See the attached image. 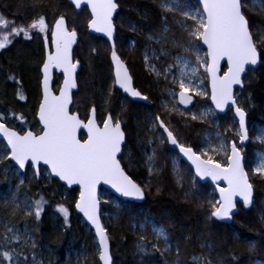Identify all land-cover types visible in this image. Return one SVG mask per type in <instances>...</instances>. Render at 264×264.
Here are the masks:
<instances>
[{"label":"snow or ice","instance_id":"snow-or-ice-1","mask_svg":"<svg viewBox=\"0 0 264 264\" xmlns=\"http://www.w3.org/2000/svg\"><path fill=\"white\" fill-rule=\"evenodd\" d=\"M69 2L75 10H82V6H85L90 13L87 29L102 34L110 43L114 79L108 92L109 99L112 91L119 89L134 101L150 104L149 96L134 86L129 69L118 54L115 17L121 6L120 0ZM197 5L190 7L184 0H159L160 25L155 30H148L146 40L149 45L143 58L146 69L156 80L165 81L164 93L168 99L162 102L164 112L169 116L178 113L185 122L190 119L213 123L216 132L206 134L205 143L197 148L177 135L170 120L166 121L160 113H150L146 143L152 146V152L151 155L145 154V163L150 176L158 175L160 168L155 163L156 149L170 145L173 150H178L179 155L173 158L177 183L181 184L184 180L179 169V160L184 158L194 169L191 186L196 187L197 178L210 180L218 193V198L212 196L206 201L209 208L207 219L230 221L238 205L249 209L255 203V185L250 173L264 179V149L256 153V160L250 162L252 167L246 166L244 155L249 141L264 146V126L257 129L255 137L250 136L248 109L240 106L235 90L237 86L243 90L246 80L251 84L247 74L254 73L257 66H264V0H197ZM44 6L43 0H31L21 5L25 10L42 9ZM168 14L172 16L175 29L169 23ZM136 15L147 18L148 14L137 11ZM125 22L132 32L143 27L132 19ZM176 31L179 35H176ZM33 33L43 36L44 47L40 68L42 98L36 113L39 131L22 127L25 124L22 113L0 112V164L6 168L11 166L18 176H26L31 169L32 178L39 180L43 170L48 179L58 178L68 188L78 186L75 210L83 214L95 231L101 264H113L109 230L101 221L98 188L107 185L119 196L136 200H143L145 195L141 185L122 166V146L125 145L123 121L109 113L98 122L95 105L89 108L84 118L72 109L73 89L78 87L77 69L80 64L73 55L78 32L75 27L69 26L64 13H53L49 23L45 12L35 11L27 24H16L15 20L0 15V50L8 48L20 36L31 40ZM130 43L135 45V41ZM152 44L158 45L159 51L151 48ZM201 46H205L206 50L202 51ZM169 47L181 49L182 54L172 57L173 63L161 64L158 68L153 61L170 56ZM92 52L95 53L96 49H92ZM54 70L62 75V82L55 91ZM7 78L20 84L15 75ZM205 80L208 81L207 86H204ZM195 97L210 99L214 107L192 111L189 106L193 105ZM15 98L26 100L19 87ZM121 111L126 109L122 108ZM228 112L233 113L231 122L227 127H221L214 118L218 113L227 115ZM13 121H19V130L12 124ZM82 130L86 132L84 139L78 135ZM5 162H11V165ZM24 185L25 179H19L17 191ZM103 202L119 206L116 199ZM47 203L43 196L39 199L27 197L22 204L13 198L6 201L4 207L12 218L22 213L23 217L38 223ZM204 203L201 202L200 206L204 207ZM56 211L63 217V225L70 227L69 207L57 204ZM0 227L3 229L0 231V264H41L34 252L37 244L30 235L35 228L30 229L25 223L21 231L10 222ZM134 227L139 233L135 247L140 255L152 252L159 253L161 257H170L165 264H214V261L215 264H231L207 240L201 241L200 253H193L186 259L180 242H175L173 246L170 233L163 226L141 223ZM149 234L152 239H149ZM186 240H191V237ZM29 249L32 250L31 254ZM254 250L255 245L251 244L249 251ZM235 259L233 255L232 260Z\"/></svg>","mask_w":264,"mask_h":264},{"label":"trees","instance_id":"trees-1","mask_svg":"<svg viewBox=\"0 0 264 264\" xmlns=\"http://www.w3.org/2000/svg\"><path fill=\"white\" fill-rule=\"evenodd\" d=\"M31 0H0V15L9 20L21 24L29 22L35 11H43L47 14V19H53V13L62 12L66 15L70 27H75L78 32L79 48L76 55L82 60L84 72L81 76V89L74 95L72 109L78 111L81 118L85 117L88 109L95 105L98 112L106 109L114 116H119L123 121L126 142L123 146L122 166L125 171L144 189L145 199L142 203L126 202L122 208H117V217L108 225L110 234V251L113 264H150L156 261L165 264L166 259L170 257H161L159 253L149 252L148 255H140L135 247L138 232L133 231L131 227V216L143 217V212L151 214L156 223L163 226L170 233L173 246L179 241L182 253L185 258H189L193 253L202 251L200 243L207 240L216 246L226 261L231 264H251L256 257L264 260V218L263 213L264 200V179L259 176H253L250 173V179L255 185V203L249 209L238 205L236 213L230 221L208 220L206 213L209 211L207 199L216 196L213 185L207 182L197 180L196 187L191 186L192 172L186 164L179 160L180 174L184 180L181 184L177 183V175L173 171V158L177 156L168 145L158 147L156 165L160 168L159 174L149 175L143 151L149 152L152 146L146 143L148 139L147 127L149 114L160 113L165 119L170 120L171 126L176 130L177 135L185 142L199 147L204 133L216 131V125L210 122L200 123L190 119L185 122L178 113L169 116L160 108L161 98L164 93L159 89V85L153 83L152 77L147 75L141 65V47L146 44L142 35L129 30L127 19L134 20L142 25V29L149 28L155 30L160 25V10L157 7L158 0H120L118 15L124 19L118 20L115 17V23L118 29L117 39L121 45L127 46L128 40L135 41L132 50L129 48L124 51V57L129 58L133 64L136 81L142 88V92L147 94L151 103H131L129 109L120 104L116 91H112L109 99L107 55L108 46L105 42L87 32V21L89 13L83 8L79 13L74 12L72 6L67 0H43L45 5L42 9H28L21 7L22 4H28ZM49 5H55L49 7ZM146 12L147 18L137 16L136 12ZM169 16V23L172 25V16ZM175 29L176 26L172 25ZM176 35L179 32L176 31ZM149 43V42H148ZM151 46H155L152 44ZM125 48V47H124ZM92 49H96L93 53ZM170 56L161 58L166 63H171V57L182 54L179 48L169 47ZM44 56L43 41L37 33H33L31 40H25L23 36L14 39L13 43L6 49L0 50V107L8 112L22 113L25 117V129L31 127L34 131H39L38 123L35 120V111L39 99V67ZM9 75H15L20 81L17 85L9 80ZM251 84L246 80L243 90L238 89L240 106L248 109V125L254 121L260 120L259 115L264 111V66H258L254 73H248ZM207 86V81H205ZM21 88L26 100L20 101L15 98L17 88ZM106 99L108 100L105 103ZM196 99V98H195ZM209 101L208 98L204 99ZM110 102V103H109ZM199 103L195 100V104ZM124 108L126 111L122 112ZM232 112L227 115H217L214 119L219 121L221 127H227L231 122ZM18 130L21 127L19 121H13ZM256 128L251 126L250 136H254ZM229 139L231 136L229 135ZM260 148V144L249 141L244 151L246 166L251 167L255 156V150ZM221 159V157H217ZM11 165V162H5ZM16 178L12 167H5L0 164V197L7 193L10 186L14 185ZM64 188L56 179H46L40 177L39 180L30 181L27 188L29 197L39 199L43 196L47 200L44 211L41 214V220L37 223L31 218H25L22 213L12 218L6 211L0 214L1 224L14 223L16 226L24 222L31 223V232L37 247L38 258L41 264H60L64 259L66 246L79 247V243L84 244L88 251L84 262L78 264H99L97 255V244L92 242L94 238L91 230L89 232L78 231L72 225L71 215L79 218L74 211V201L77 198V189L67 190L65 196L61 194ZM186 193L188 194L186 196ZM121 203L124 202L118 199ZM201 202L204 207H201ZM63 204L69 207L70 227L63 229L52 224L46 215L57 214L56 220L63 221V217L56 211V205ZM102 205V203H101ZM110 206V205H109ZM112 207V206H110ZM81 229V228H80ZM0 231H3L0 227ZM191 240H186L187 237ZM150 237V234H149ZM251 244L255 245L254 251H249ZM52 249L56 254L54 261L47 256L44 246ZM71 245V246H70ZM31 250V249H29ZM91 251V252H90ZM203 251H206L204 249ZM236 259L233 261L232 256ZM215 264V261H214Z\"/></svg>","mask_w":264,"mask_h":264},{"label":"rangeland","instance_id":"rangeland-1","mask_svg":"<svg viewBox=\"0 0 264 264\" xmlns=\"http://www.w3.org/2000/svg\"><path fill=\"white\" fill-rule=\"evenodd\" d=\"M184 2L186 4H188V6H190V7H196V6H198L196 0H184ZM158 3H159V0H158ZM15 23L16 24H19L17 22H15ZM27 23L28 22L21 23V24H27ZM148 30H149V28H145V29H142L141 28L136 33H138L139 35H142L143 38L146 40V35L148 33ZM131 41H133V40H128L127 41V47L128 48H131L132 47V45L130 43ZM148 45H149V43L147 41L146 44H144L141 47V53H140L141 54V63L143 64L144 71L147 73V75H149V76L152 77L153 83H155L156 85H159V89L162 90L163 93H164L165 81L163 79L157 81L156 78L145 67V63H144V58L143 57H144L145 48ZM156 46H158V45H156ZM151 48H155V46H151ZM201 48H202V51L205 50L203 46H201ZM155 49H157V51H159V46L157 48H155ZM149 55H151V52H149ZM177 55H181V54H177ZM177 55H175V56H177ZM175 56H173V57H175ZM169 59H170L171 63L174 62L172 60V57L169 58ZM153 63H155L158 68L161 67V64H168V63H166L162 59L160 61H153ZM173 71L175 72L176 69H174ZM201 73H202V70H201ZM249 73H253V72H249ZM171 78L172 77L169 76V80H171ZM205 81H207V80H205ZM204 86H206V83L205 82H204ZM164 95H165L164 98H161V101L159 103L161 109H163L162 108V102H165L168 99L166 93H164ZM195 98H196V100L199 101V103L194 104L191 107L192 111H198V110H203L204 108H207V107H212L209 101L207 102V101L204 100L206 98H201V97H195ZM239 101H240V98H239V95H238V102ZM0 112H8V111H6L5 108L0 107ZM259 118H260V120H264V111H263V114L259 115ZM251 124L252 125H250L249 128H251V126H254L256 128V131L254 133V136H252V137H255L256 132H257V129L260 128V127H262V126H264V121H262V122H260V121H254ZM215 132L216 131H214V132L208 131V132L204 133L203 139H202L200 145H202L203 143H205V135L206 134L213 135ZM256 143H258V142H256ZM258 144H260V143H258ZM262 149H264V146H262L260 144V148L256 149L255 152H254L255 153V156L253 158V161H255L256 158H257L256 157V153L258 151L262 150ZM145 154L151 155V151L146 152ZM144 157H145V161H146V155ZM221 159H222V157H221ZM251 167H252V165H251ZM41 177L46 178V173H44L43 170H42ZM15 178H16V180L14 182V185L13 186H10L8 188V190H7V193L4 194V195H2L0 197V214H2V215L6 212L5 207H4V204H5L6 201H10L13 198H16L17 201L22 204L23 200L25 198L29 197L27 188L29 187L30 181L33 180V178H32V170L29 169L27 171V175L26 176H18V174L15 173ZM21 178L25 179V185L22 186L19 191H17V186L19 184V179H21ZM46 179H48V178H46ZM66 193H67V189L64 187L61 190V194L63 196H65ZM99 196H100V200H101V203H102V205H101V213H102V215H101V221L105 225V227H108V225H110L112 223V221L117 217V208H122V207H124L127 204H126V202H122L121 203L116 197H114L109 191H107L105 189H100L99 190ZM111 199H116L118 201V203H119V206L117 207V206L113 205L112 203H104L103 202L105 200H111ZM109 205L112 206V207H110ZM263 207H264V200H263ZM140 211L143 213V217H137L135 215H132L131 218H130L131 219V227H132L133 231L138 232V229L135 228L134 225H139L141 223L158 225L156 223L154 217L151 214H149L146 211L143 212L142 209H140ZM71 216H72L71 217V220H72L71 222H72L73 227H75V229H78V231H80V230L81 231H84L85 233L86 232H89V230H90L89 227L84 223L83 219L80 216H79V218H77V217H75L73 215H71ZM260 216L262 218H264V210H263V213ZM46 217L48 218L49 221H52L53 222L52 224L57 225L61 229H63V227H62L63 221L56 220L57 217H58L57 214L50 213V214L46 215ZM21 221H22V224L20 226H16L17 228H19L21 231H23L24 228H25V223H27L28 227L31 229V223L30 222H24V218H21ZM0 224H1V220H0ZM158 226H160V225H158ZM30 235H31V232H30ZM149 239H152L151 235H150ZM92 242L96 244L95 238L92 239ZM44 250H45V253L47 254V256H49L52 259V261H54L53 260L54 259L53 257L56 258V254H54L52 252V249H50L49 247H47L45 245L44 246ZM88 251L89 250L82 243L81 244L79 243V247H74V246L69 247V246H66L65 252H64V259L62 260L63 262L60 263V264H78L80 262L82 263V262H84L86 256H88ZM29 252L31 254L32 250H29ZM34 252H35V255H36L37 260L40 261V259L38 258L37 251L34 250ZM150 264H160V263H158L156 261H151ZM251 264H264V260L262 258L256 257L254 260H252V263Z\"/></svg>","mask_w":264,"mask_h":264},{"label":"flooded vegetation","instance_id":"flooded-vegetation-1","mask_svg":"<svg viewBox=\"0 0 264 264\" xmlns=\"http://www.w3.org/2000/svg\"><path fill=\"white\" fill-rule=\"evenodd\" d=\"M68 2V1H67ZM73 8V7H72ZM83 8H85V7H83ZM82 8V9H83ZM73 10H74V8H73ZM119 10V9H118ZM81 11V10H80ZM79 11V12H80ZM74 12H75V10H74ZM78 12V13H79ZM77 13V12H76ZM117 19L118 20H122L121 19V16L119 15V16H117ZM49 21V20H48ZM52 21V20H51ZM51 21H49V23H51ZM94 36V35H93ZM117 36H118V32L116 33V41H117V50H118V54L121 56V58H122V60L125 62V64H126V67L129 69V73H130V75L132 76V78H133V83H134V86L136 87V88H138L139 90H141L142 91V88H141V86L138 84V82L136 81V78H137V75H136V73H134V69H133V64L131 63V61H129V58H127V57H124V51L126 50V48L128 49V47L127 46H124V45H121L120 44V41H118V39H117ZM38 37L39 38H41V41H43V36L42 35H40V34H38ZM95 37H97V36H95ZM99 38H101V37H99ZM104 42H105V44L108 46V48L110 49V47H109V44L107 43V41H105V39H103V38H101ZM135 46V45H134ZM134 46H132L131 48H129V50H132L133 49V47ZM125 47V48H124ZM79 48V42L77 43V44H75V47H74V50H73V55H74V58L75 59H78L79 61H80V64H79V69H78V72H77V83H78V90H77V92L76 93H78V91H79V89H81V82H80V80H81V76H82V74H83V72H84V68H83V65H82V60L80 59V57L78 56V55H76V50ZM109 49H108V55H107V59H106V61H107V71H108V75H109V78H108V85H109V87H111V84H112V80L114 79V72H113V67H112V65L110 64L111 63V60H110V51H109ZM43 58H44V56H43ZM43 58H42V60H43ZM141 65H143L142 63H141ZM41 66H42V61H41V64H40V67H39V91H40V79H41V71H40V68H41ZM53 76H54V81H53V89H54V91L56 90V89H58V87H59V84H60V81H61V75L59 74V72H56V71H54L53 72ZM114 91H116V96L119 98V101H120V104H123V105H125L126 106V109L128 108L129 109V107H130V104L131 103H143V104H146L147 102H144V101H134L132 98H130V97H128L126 94H123L122 93V91L121 90H119V89H115ZM40 93V92H39ZM76 93H74L73 94V98H74V95L76 94ZM40 97H41V95L39 94V99H38V104H39V101H40ZM196 100V99H195ZM110 103V102H109ZM38 104H37V106H38ZM194 104H195V102H194ZM193 104V105H194ZM72 107V106H71ZM96 107V106H95ZM97 109V108H96ZM36 110H37V107H36ZM89 110V109H88ZM110 112L106 109L105 111H103V112H98V109H97V113H96V115H97V120H98V122L99 121H102L106 116H107V114H109ZM35 114H36V111H35ZM87 114H88V112H87ZM86 114V115H87ZM114 116V115H113ZM115 117V116H114ZM84 118V117H83ZM35 120H36V118H35ZM37 122V121H36ZM39 126V125H38ZM80 137L83 139V135L81 134L80 135ZM125 142H126V135H125ZM170 148V147H169ZM123 151H124V149H122V153H123ZM150 151L152 152V150L150 149ZM143 153V156H145V151H143L142 152ZM145 158V157H144Z\"/></svg>","mask_w":264,"mask_h":264},{"label":"water","instance_id":"water-1","mask_svg":"<svg viewBox=\"0 0 264 264\" xmlns=\"http://www.w3.org/2000/svg\"><path fill=\"white\" fill-rule=\"evenodd\" d=\"M68 1V3L70 4V2H69V0H67ZM197 1V0H196ZM72 6V5H71ZM73 8H74V6H72ZM83 7H85V6H82V8ZM86 8V7H85ZM75 10V9H74ZM80 10H75V12H79ZM88 11V10H87ZM88 13H89V11H88ZM90 14V13H89ZM87 32L89 33V34H91V35H94V36H97V37H101V38H103V39H105V41H107V38L106 37H103V35L102 34H99V33H93V32H91L90 30H88L87 29ZM107 43L109 44V47H110V43L107 41ZM74 47H75V45H73V50H74ZM204 47V49L206 50V47L205 46H203ZM222 67H223V62H222ZM256 68H258V66L256 67ZM78 69H79V67H78ZM78 69H77V72H78ZM226 70V69H225ZM55 71V70H54ZM53 71V72H54ZM113 72H114V69H113ZM60 75H61V73H59ZM41 81H42V73H41V79H40V95H41V97H40V100H41V98H42V84H41ZM53 81H54V76H53ZM62 82V75H61V81H60V83ZM207 83H208V81H207ZM59 86H60V84H59ZM59 88V87H58ZM239 89V86H237L236 87V91ZM54 90V89H53ZM77 90H78V87L76 88V89H73V94L74 93H76L77 92ZM122 91V90H121ZM123 93V92H122ZM123 94H125V93H123ZM127 95V94H126ZM131 98V97H130ZM40 102V101H39ZM194 102H195V98H194ZM194 102H193V104H194ZM209 102H210V104H211V100L209 99ZM39 105V104H38ZM72 106V105H71ZM193 105H190L189 107L191 108ZM212 106V105H211ZM181 108L183 107V106H180ZM212 107H214V106H212ZM37 109H38V106H37ZM36 113H37V110H36ZM217 115H224L223 113H218ZM232 115H233V113H232ZM35 118H36V121L38 120V118H37V115L35 114ZM38 123V122H37ZM83 135V139L84 138H86V132L85 131H81L78 135L80 136V135ZM0 139H2V138H0ZM169 147H170V149L172 150V151H174V152H176V154L177 155H179V153H178V150H173L172 149V146H170V145H168ZM122 149H123V146H122ZM184 164H186L187 166H188V168L190 169V171L192 172V174H193V176H194V169H192V166L190 165V163L186 160V159H184V158H181L180 159ZM43 167V166H42ZM54 179H56L57 181H58V178H55V177H53ZM197 180L198 181H200V182H207V183H209V184H211V185H213L212 183H211V181L210 180H203V181H201V180H199V178H197ZM60 184H62L67 190H70V189H73V188H76L77 189V191H78V186H73L72 188H68L66 185H64L63 184V182H60V181H58ZM214 186V185H213ZM214 188H215V186H214ZM100 189H105V190H107V191H109L114 197H116V198H118V199H121L122 201H124V202H134V203H137V204H140V203H142L143 201H144V199H145V195H144V199L143 200H136V199H133V198H126V197H121V196H119V194H117V193H115L114 192V190L113 189H111L109 186H107V185H100L99 186V188H98V194H99V190ZM216 193V192H215ZM216 197L218 198V193H216ZM77 198H78V192H77ZM76 198V199H77ZM74 211H75V213L76 214H78L82 219H83V221H84V223L89 227V229L91 230V232L93 233V235H94V238H95V231H94V229H92L91 228V225H89L88 223H87V221L84 219V217H83V214L82 213H79V212H77L76 210H75V207H74ZM97 244V243H96ZM110 253H111V251H110ZM98 261H99V259H98ZM99 264H101V262L99 261Z\"/></svg>","mask_w":264,"mask_h":264},{"label":"bare ground","instance_id":"bare-ground-1","mask_svg":"<svg viewBox=\"0 0 264 264\" xmlns=\"http://www.w3.org/2000/svg\"><path fill=\"white\" fill-rule=\"evenodd\" d=\"M90 35V34H89ZM111 64V63H110ZM201 183V182H200Z\"/></svg>","mask_w":264,"mask_h":264}]
</instances>
